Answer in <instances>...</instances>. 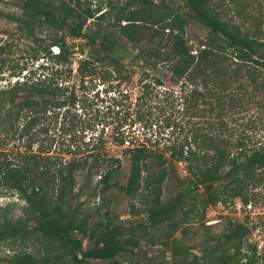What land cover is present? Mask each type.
<instances>
[{
	"label": "trees",
	"instance_id": "1",
	"mask_svg": "<svg viewBox=\"0 0 264 264\" xmlns=\"http://www.w3.org/2000/svg\"><path fill=\"white\" fill-rule=\"evenodd\" d=\"M176 1L22 0L17 15L6 14L20 34L31 37L32 59L43 61L23 72L24 65L7 58L10 44L0 43V71H7L5 87L0 88V197L14 195L23 202L18 216L10 213L14 201L0 206V246L12 250L6 255L9 264L150 262L146 258L139 263L140 239L152 241L141 222L117 223L105 210L89 226L90 214L77 207L65 209L75 184L74 171L86 165L87 157L92 158L88 171L105 167L97 174L101 189L111 186L108 179L120 163V157L100 152V133L85 139L74 132L76 126L84 130L96 124L81 117L83 113L76 114L74 106L80 102L84 109L86 100L63 83L62 71L68 77L79 39L88 48L75 63L78 80L96 74L114 81L103 89L109 95L95 114H103L104 124L115 127L114 141L128 161L121 186L124 194L155 209L164 184L176 182L173 201L180 208L179 220L164 227L160 221L150 222L153 239H170L175 247L177 239L169 238L170 231L194 222L203 225L208 206L235 199L245 206L256 200L252 189L264 177V134L250 131L264 127V14L257 0H182L185 12ZM190 19L204 28L192 42L185 33ZM87 21L93 30L83 29ZM128 49L134 52L129 54ZM121 56H126L128 68L119 61ZM147 66L159 67L176 89L164 88L149 96L161 81L139 78L141 96L132 103L121 85L134 67ZM253 108L258 109L257 116L251 117L248 112ZM45 118L61 121L58 152L67 157L48 154L49 146L41 142L32 150L35 126ZM135 122L143 129L139 135L119 130ZM152 125L156 130L150 129ZM40 131L47 128L41 126ZM15 134L18 144L2 149L4 140ZM62 135H67L66 144ZM176 163L183 165L182 176H176ZM200 186L205 189L197 196ZM133 208L131 202L135 212ZM248 231L244 222L229 219L220 235L208 236L212 244L203 255L184 251L172 264L264 262V246L259 251L256 244L242 249ZM76 234L87 237L88 246L83 248ZM120 251L132 256L125 255L121 262L116 258Z\"/></svg>",
	"mask_w": 264,
	"mask_h": 264
},
{
	"label": "rangeland",
	"instance_id": "2",
	"mask_svg": "<svg viewBox=\"0 0 264 264\" xmlns=\"http://www.w3.org/2000/svg\"><path fill=\"white\" fill-rule=\"evenodd\" d=\"M22 0H0V43L7 42L10 44L9 46V54L8 60L12 62H18L20 65H24L25 71L29 70V68H34L37 64L41 63V59L33 60L31 57L32 48L34 47V43L31 40L30 36H25L19 33L14 22L10 21L6 14H14L17 15L19 13V5ZM121 2L123 0H113ZM260 5V10L264 14V0H257ZM256 2V0H255ZM175 5H178L181 9V12L187 11L184 8L183 1L177 0ZM264 26V25H263ZM88 28L92 29L94 26H91L88 21L84 25L83 29L87 30ZM93 30V29H92ZM186 37L190 42L195 40V38L200 37L204 33V28L202 25L197 23L196 21L190 19V22L186 25L185 28ZM37 36H42V32L36 31ZM69 42V39H68ZM76 45H74L75 53L71 54V63H70V72L68 73V77L64 71H62V76H65L64 82L67 83L68 86H71L74 89V93L77 97H80L86 100L84 109L81 108L80 102L79 106H74L76 109V114H82L81 117L88 118L89 122L93 125L94 129H84L79 130L78 126L75 134H81L85 139L90 135H94L100 133L102 137V150L100 152H106L107 154H111L113 156L120 157L119 167L116 172H114L110 178L108 179L110 187L107 189H101V183L98 181L97 174L105 168L103 165L98 168L90 169L89 171L86 169L89 167L92 158L89 156L87 157L86 165L80 169L74 171V179L75 184L69 194H67V198H69V203L65 205V209L75 208L79 210L80 213H88L90 214V218L88 220L89 226L93 224V220L95 217L100 216L106 210L108 215L113 218V221L117 223H121L127 225L128 223L133 222H141L145 225L150 231L151 242L146 240L140 239L139 245L143 250L142 253H139V263L144 262L146 258L149 259L148 264H172V262H178L182 257V252L187 251L190 253H196L203 255L205 253V249L207 246L212 244L211 242L207 241L208 236H217L220 235L223 231L224 226L227 224L228 220H236L244 222L248 227L249 231L246 235L244 242L242 244V249L248 251L249 245L248 244H256L257 251L261 250L263 240H264V177L260 184L256 185L254 192H257L256 200L252 201L251 203L242 206L241 203L235 199L233 202L229 203H215L213 205L208 206L205 209V214L203 216V225H197L196 222L188 224V225H180L174 231H170L169 238H176L177 239V246L173 247L170 245V239L166 241H160L159 239H153L152 230L150 226V222L160 221L161 224L159 226L164 227V224L171 223L177 224L179 217H180V208L179 205L173 201L175 198L176 192V182L171 180L164 184L162 193L160 196V205L157 206L155 209H152L150 206H144L140 203L139 199L136 197L130 200L123 192L121 186H124L128 174V161L127 159L121 154L122 147L117 145L114 141V134H115V127L112 124H107V120L103 121L102 115L103 114H95L97 109H100V105L103 104L104 96H108L109 94H104L103 89L110 87V84H113V80L111 78L101 79L96 74L89 75L83 78L82 81L78 80V76L74 70L75 63L80 58V53L86 52L87 46L80 45L82 40H76ZM195 47H193L194 49ZM81 50V51H79ZM134 51L133 49H128V53L132 54ZM82 58V57H81ZM120 62H125L126 56L118 57ZM43 62V61H42ZM128 68L129 64L126 63ZM63 68H67L66 65ZM40 70H36L38 74ZM7 71L1 72L0 71V88H4L6 81H7ZM43 74V73H42ZM147 74V76H145ZM146 77L150 79L151 77H158L161 81L160 86L153 87L151 89V93L149 96L157 91L160 92L164 88L169 89H176V85L171 84L165 74L160 72L159 67L152 68V67H145L139 68L134 67L133 71H131L130 78L125 81L126 83H122L121 88L122 90L127 91L128 101H134V98L137 96H141L139 91V78ZM14 78H10L12 81ZM20 79V78H19ZM146 98V97H145ZM142 99V102L145 100ZM127 101V100H126ZM141 101V100H140ZM140 101H138L140 103ZM148 103L144 108L146 109ZM4 106L2 110H4ZM1 110V111H2ZM264 110V109H263ZM72 111V109H70ZM258 109L253 108L248 113L251 114V117L257 116ZM262 121H264V112ZM1 115V112H0ZM46 115V114H45ZM248 114H246L247 116ZM258 115L259 114L258 112ZM250 117V118H251ZM1 120V118H0ZM2 122V121H1ZM0 122V124H1ZM40 122L35 126L36 134L34 136V141L32 142V150H36V146L38 142H41L42 146L48 147L47 152L50 155L55 156H64L66 155L59 153L58 149L62 146L60 138L58 137V125L61 121L59 118L56 122L50 121L49 118H45L40 120ZM78 125V123H77ZM102 125V126H101ZM41 126L43 128H47V131L44 133L43 131L37 132V129H40ZM240 126H236L235 132H238ZM152 130H156V126L152 125L150 127ZM250 129V128H249ZM119 130L122 131H132L139 135L143 131L140 128L138 122L133 124H125ZM145 130V128H144ZM165 134H168L169 130H163ZM0 125V137L3 136ZM250 132H257V135L263 136L264 134V127H261L258 130H251ZM249 133V132H248ZM149 134L147 130L146 135ZM66 137L67 135H62L61 138ZM60 140V141H59ZM64 144L68 141L64 140ZM18 144L16 139V134L14 137H10L4 140L3 145L1 146L2 149L7 150L8 148H13ZM182 164L176 163L175 171L176 176H182ZM213 187H218V184H213ZM205 189L204 186H200L199 190L196 193L197 196H200ZM14 201L16 205L10 207V213L14 216H18L20 214L19 206L23 205V202L17 199L14 195L12 196H1L0 197V206L4 204ZM133 203L135 212L131 211L130 203ZM28 224V223H27ZM31 224V223H29ZM78 238L82 241V247H86L89 244L87 237L77 235ZM12 253V250L5 246H0V264H9L8 260L6 259V255ZM132 256L130 253H125L120 251L116 258L123 262L124 256ZM144 257H142V256ZM89 262L91 264H100L98 260L90 259ZM106 262V261H105ZM256 264H264L262 260H258Z\"/></svg>",
	"mask_w": 264,
	"mask_h": 264
},
{
	"label": "built area",
	"instance_id": "3",
	"mask_svg": "<svg viewBox=\"0 0 264 264\" xmlns=\"http://www.w3.org/2000/svg\"><path fill=\"white\" fill-rule=\"evenodd\" d=\"M262 246H264V240H263V244H262Z\"/></svg>",
	"mask_w": 264,
	"mask_h": 264
}]
</instances>
